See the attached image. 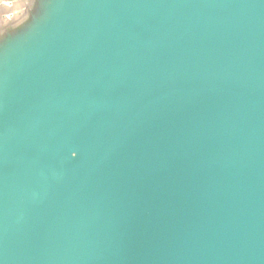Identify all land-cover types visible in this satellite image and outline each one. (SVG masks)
<instances>
[{
  "label": "water",
  "instance_id": "95a60500",
  "mask_svg": "<svg viewBox=\"0 0 264 264\" xmlns=\"http://www.w3.org/2000/svg\"><path fill=\"white\" fill-rule=\"evenodd\" d=\"M0 264H264V0H0Z\"/></svg>",
  "mask_w": 264,
  "mask_h": 264
}]
</instances>
